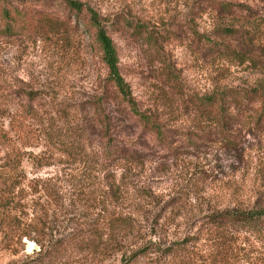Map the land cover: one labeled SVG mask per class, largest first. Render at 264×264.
I'll return each mask as SVG.
<instances>
[{"label":"rangeland","instance_id":"1","mask_svg":"<svg viewBox=\"0 0 264 264\" xmlns=\"http://www.w3.org/2000/svg\"><path fill=\"white\" fill-rule=\"evenodd\" d=\"M74 1L84 13L65 0L0 3L30 12L31 23L6 35L0 19V171L12 174L22 204L0 232V264H264V232L216 239L234 244L231 258H199L211 242H195L212 208L264 205L263 103L236 106L223 130L190 101L229 86L264 91V0ZM92 15L169 147L109 104L125 153L106 159L92 103L107 69ZM19 222L44 247L13 238ZM175 243H185L178 254Z\"/></svg>","mask_w":264,"mask_h":264},{"label":"trees","instance_id":"2","mask_svg":"<svg viewBox=\"0 0 264 264\" xmlns=\"http://www.w3.org/2000/svg\"><path fill=\"white\" fill-rule=\"evenodd\" d=\"M11 0H0V3H5ZM23 4L28 1L48 3L49 0H18ZM67 5L76 10L78 13H84L82 5L74 0H65ZM217 5L227 11H231L236 4L225 1H217ZM12 10L8 7H2L0 11L1 20L4 21V33L6 35H15L22 33L23 31H29L30 12L14 7ZM44 22L51 27L66 28V22L64 19L46 15L43 17ZM88 24L94 29V41L97 43L99 52L101 54V61L104 63L107 69V75L103 79V91L102 96L98 100L92 103L94 113L99 119L101 125V134L104 139V153L106 159L114 160L124 155V149L117 135V122L113 116L114 112H111V108L106 105H117L125 114H129L131 118L139 123V126L148 133L154 135L163 145L169 142L165 139L164 128L153 119L146 112L142 111L133 95L130 84L126 81L120 69V59L118 48L113 38L108 34L106 26L97 18V16H89ZM219 33L223 36L235 37L237 36V30L233 28H219ZM213 44H217L215 41L208 40ZM172 75V74H171ZM175 78V75H173ZM190 101L196 110L200 111L211 119L217 122L221 129L227 130V122L232 117L233 109L237 106H247L252 103L261 101L263 103L264 114V91L260 88H248L239 86H229L223 89H218L211 94L205 95H192ZM233 118V117H232ZM227 127V128H226ZM69 144L63 148V151H72ZM128 153V152H127ZM128 156V154H126ZM19 161V160H18ZM20 163H17L19 166ZM17 182L13 179L11 173L1 170L0 171V232L3 234L9 233L7 225L13 223L16 224L19 221V207L22 206L18 195L16 193ZM15 201V203H14ZM15 204V205H14ZM206 222L198 230V238L196 243H200L202 239L207 240L211 244L207 243L209 250H204L205 253H201L199 258H231L234 250L232 242L216 241V239L227 240L228 235L232 233L247 232L255 237H260V233L264 232V205H234L225 208L214 207L205 216ZM18 230L12 232L13 238L18 237L19 242L23 237H28L36 242L41 247H44V243L39 237L33 236L31 231H24L21 228V222L17 223ZM13 231V230H12ZM203 231V234H202ZM213 236V237H211ZM211 237V238H208ZM12 238V239H13ZM215 239V240H214ZM215 242V243H214ZM172 252L178 254L185 243L182 245L175 243ZM9 247V246H8Z\"/></svg>","mask_w":264,"mask_h":264},{"label":"water","instance_id":"3","mask_svg":"<svg viewBox=\"0 0 264 264\" xmlns=\"http://www.w3.org/2000/svg\"><path fill=\"white\" fill-rule=\"evenodd\" d=\"M33 247H35V249H39V246L37 244H33Z\"/></svg>","mask_w":264,"mask_h":264}]
</instances>
